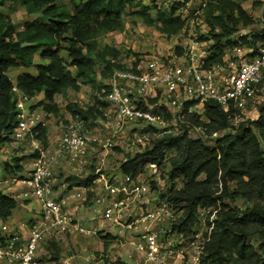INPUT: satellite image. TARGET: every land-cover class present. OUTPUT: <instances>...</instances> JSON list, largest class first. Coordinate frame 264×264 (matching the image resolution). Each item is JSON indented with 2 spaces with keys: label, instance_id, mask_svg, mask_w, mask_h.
<instances>
[{
  "label": "trees",
  "instance_id": "1",
  "mask_svg": "<svg viewBox=\"0 0 264 264\" xmlns=\"http://www.w3.org/2000/svg\"><path fill=\"white\" fill-rule=\"evenodd\" d=\"M8 1L24 6L33 19L17 30L11 18L0 11V146L11 141L17 124L13 83L31 97L44 93V98L32 107L42 105L48 112L56 111L55 97L64 89L77 90L81 81L97 83L94 70L97 62H104L110 73L114 68L123 67L113 62L121 51L99 46L95 36L122 30L127 9L171 36L185 26L184 12L189 7V0L170 6L158 5V0H150L149 4L144 0H67L70 5L65 0H0V7ZM206 5L204 1L199 7ZM222 5L220 13L209 20L208 35L199 37L213 41L208 65L222 62L227 48L238 44L256 48L264 40V22L260 32L239 36L240 21L249 24L252 18L238 3L223 1ZM151 9L155 11L154 17L150 16ZM63 50L67 52L69 64L61 54ZM176 51L181 54L183 49L177 46ZM36 54L43 60L36 66L37 73L25 72L12 80L9 69L30 67ZM96 88L99 91L104 88L102 94H108L109 85L98 84ZM106 106V102L97 98L93 105L68 107L88 119L101 116L100 108ZM237 112L234 108L224 112L217 102L208 100L204 119L189 115L180 134L158 138L120 166L122 172L132 175L143 172L147 164L159 169L170 167L167 199L181 212L171 223L172 230L178 234L187 237L195 232L201 209H218L211 239L199 264H264V103L257 106L255 118L245 119L235 127L233 119ZM193 127H201L204 132L193 137ZM36 130V136L47 147V125L39 123ZM213 131L224 133L212 139L209 135ZM171 152L175 154L169 156ZM31 157L30 154L17 158L12 165L0 162V168L22 173V161ZM95 177L94 174L86 178L70 176L66 181L70 188L88 186ZM237 199H243L245 205L235 204ZM17 207L15 197L0 191V219L10 218Z\"/></svg>",
  "mask_w": 264,
  "mask_h": 264
},
{
  "label": "built area",
  "instance_id": "2",
  "mask_svg": "<svg viewBox=\"0 0 264 264\" xmlns=\"http://www.w3.org/2000/svg\"><path fill=\"white\" fill-rule=\"evenodd\" d=\"M199 11L200 7L195 9V13ZM260 19L264 22V10ZM203 42L206 40L195 39L186 53L184 44L181 54L153 56L114 68L108 79L107 106L100 108L102 115L84 119L71 112L66 131L52 150L36 136L37 125L46 123L43 113L32 107L34 97L13 83L17 124L11 139L25 143L32 157L27 170L12 179L23 186L19 196L38 203V213L26 235L13 231L0 238V264H69L41 260L38 252L42 243L68 232L97 233L69 210L70 204L85 202L90 195L101 220L130 234L134 262L177 264L185 262L188 254L191 262L199 264L211 239L215 214H209L207 223L200 220L190 236L174 232L171 223L178 212L167 199L170 185L162 193L164 197L151 196L148 188L145 170H150L154 180L160 169L147 164L143 172L132 175L122 172L120 166L158 138L180 134L189 115L204 119L206 101L214 100L224 112L236 109L233 121L238 122L246 108L264 94V40L256 48L242 44L227 48L223 61L212 65H208L210 46ZM192 130L204 132L201 127ZM223 133L213 131L209 136L215 139ZM118 150L121 157L116 170L104 173L97 167V175L88 186L70 188L66 180L55 176L59 164L81 171L92 158L105 164L108 154Z\"/></svg>",
  "mask_w": 264,
  "mask_h": 264
},
{
  "label": "rangeland",
  "instance_id": "3",
  "mask_svg": "<svg viewBox=\"0 0 264 264\" xmlns=\"http://www.w3.org/2000/svg\"><path fill=\"white\" fill-rule=\"evenodd\" d=\"M184 0H158V5L170 6L174 2ZM207 2V5L200 9L199 13H192L193 10L199 7L202 2ZM228 1L229 4H240L247 14L252 18V22L244 24L240 21L239 33H253L260 32L263 27V22L260 19V13L264 10V0H221L211 1L209 0H189L188 8L184 14L187 17V22L183 29L174 35L168 36L159 27L150 24L147 20L138 15H133L127 9L123 15L124 28L118 31L102 32L98 33L95 38L99 46H110L121 51V54L113 60L114 63L129 64L130 62L145 61L150 57H171L177 55V46L185 44L186 49L189 48L192 42L202 35H208L210 30V18L220 13L223 7L222 2ZM70 5L69 1L65 0ZM146 4L150 3V0H144ZM0 11L6 16L10 17L17 30H22L26 22L31 21L33 16L27 12L24 6L21 4H15L11 1L6 2L5 5L0 7ZM150 16H155V11L150 10ZM205 47L210 46L213 41L209 40L203 42ZM62 56L69 64V58L67 52L63 50ZM43 63L39 54L34 57L33 64L30 67L16 66L12 67L8 71V75L15 80V78L22 73H30L35 75L37 73L36 66ZM70 67V66H69ZM74 70L73 67H70ZM97 73V83L95 85L81 81L79 89L66 88L55 97V104L57 110L48 112L42 105H36L44 115V121L48 127V134L52 138L48 140L47 147L52 150L57 144L58 139L66 131V128L70 122L69 117L71 111L69 105L77 104L83 107L87 105H93L96 103L97 98H101L102 101H106L107 94H102L105 89L101 91L97 90L96 86L108 85V79L110 76V69H107L104 62H97L94 67ZM44 98V93H38L33 99V104H38L40 100ZM256 103L249 105L243 114V119L235 122L233 125L236 127L238 124L249 118H255L257 115V106L264 103V94L261 93L256 99ZM193 137L198 135V132L191 130ZM175 152H171L169 156H173ZM121 157L119 150L115 153L108 154V161L105 164H99L96 158H92L91 163L83 168L81 171H74L68 165L57 166L55 168V176L57 179L66 180L67 177L77 176L79 178H86L91 174H96V168L100 167L101 172L110 173L116 170L115 164ZM167 168L160 169V176L157 179H152L150 176V170H145L148 177L147 183L150 189L151 196H161V194L169 187V177L167 174ZM220 193V191H218ZM93 195H90L85 202L75 201L71 206H78V209L73 211L75 217L79 218L82 224L88 228L96 230V234L83 235L79 232H68L57 239L52 241H46L42 243L38 256L41 260H52L68 262L69 264H134L132 247L130 244V234L120 232L114 225L101 220L99 213L94 211L93 207ZM228 202V201H227ZM235 204L240 207L245 205L243 199H237ZM28 207L35 208V211H24L22 213L23 220L29 221L30 219L37 217L38 203L32 200ZM218 209H202L201 222H208V216L210 211L216 215ZM17 211V210H16ZM15 211V212H16ZM181 215V212L177 214V217ZM204 234L207 232V226L201 225ZM191 258L187 254L185 255V262L177 264H197L191 262Z\"/></svg>",
  "mask_w": 264,
  "mask_h": 264
},
{
  "label": "crops",
  "instance_id": "4",
  "mask_svg": "<svg viewBox=\"0 0 264 264\" xmlns=\"http://www.w3.org/2000/svg\"><path fill=\"white\" fill-rule=\"evenodd\" d=\"M48 139L49 141L52 140L49 134H48ZM27 155H30V153L28 151L27 145L23 142L14 141L11 139V141H8L0 146L1 164L8 163L12 165L17 158H22ZM28 161L29 158H26L22 161V165H23L22 173L15 174L12 173L10 170L5 169L4 167L0 168V180L2 181V183H0V191L12 195L18 201L17 211L10 218L6 220L0 219V238L4 234L13 231H17L25 235L28 233L29 223L32 219H30L29 221L23 220L22 213L24 211H33V210L35 211V208L32 210V208L28 207L29 203L32 201L31 199H27L19 196V193L21 192L23 186H21L19 183H15L14 180L12 179L14 176L22 175L27 170V167L29 166ZM61 165L64 166L67 164L62 163ZM5 179H9L8 182L5 183L4 182ZM71 205L72 204H70L69 206V210L71 212L78 209L77 205L75 206L74 205L71 206ZM133 263L144 264V262H133Z\"/></svg>",
  "mask_w": 264,
  "mask_h": 264
}]
</instances>
